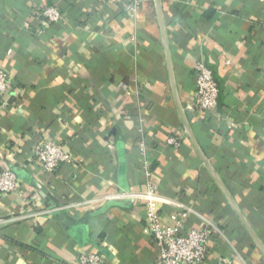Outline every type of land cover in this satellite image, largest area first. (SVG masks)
Instances as JSON below:
<instances>
[{
	"label": "crops",
	"instance_id": "obj_1",
	"mask_svg": "<svg viewBox=\"0 0 264 264\" xmlns=\"http://www.w3.org/2000/svg\"><path fill=\"white\" fill-rule=\"evenodd\" d=\"M46 5L62 20L36 14ZM161 5L182 105L196 61L219 87L212 114L190 112L195 139L264 244V0ZM0 68L14 88L0 98V168L40 198L28 207L0 195V264H69L86 251L106 264H158L140 196L145 164L165 220L188 207L186 226L211 229L200 264H264L184 131L154 0H0ZM44 136L74 161L44 173L34 154ZM124 192L132 197H106Z\"/></svg>",
	"mask_w": 264,
	"mask_h": 264
},
{
	"label": "built area",
	"instance_id": "obj_2",
	"mask_svg": "<svg viewBox=\"0 0 264 264\" xmlns=\"http://www.w3.org/2000/svg\"><path fill=\"white\" fill-rule=\"evenodd\" d=\"M127 11L134 10L133 4H128ZM37 15L48 23H57L62 20L63 15L56 5H46L36 12ZM195 76V90L190 101L184 107L190 112H198L207 117L216 109L219 87L212 70L201 61L193 65ZM126 89V84H120ZM14 92L13 81L6 69L0 68V98H6ZM182 143L180 138L169 137L167 144L178 148ZM140 154L146 153V146L143 141L138 145ZM35 159L39 167L46 174H51L61 163L74 161L71 153L64 150L63 146L53 138L42 137L34 150ZM143 174L148 179L147 189L141 198L144 200L145 228L150 234L151 240L158 247V264H200L208 255V244L212 235L211 229L194 228L186 226V219L190 214L188 207L171 213L165 220L160 212V204L164 201L156 192V184L151 179L153 172L145 164ZM0 195H17L19 203L23 206L32 207L40 199L38 196H24L21 192V185L14 170L8 166L0 168ZM131 196L128 193L106 195V197ZM136 197V196H135ZM43 209L47 213L53 210ZM106 258L99 252H81L69 264H106Z\"/></svg>",
	"mask_w": 264,
	"mask_h": 264
},
{
	"label": "water",
	"instance_id": "obj_3",
	"mask_svg": "<svg viewBox=\"0 0 264 264\" xmlns=\"http://www.w3.org/2000/svg\"><path fill=\"white\" fill-rule=\"evenodd\" d=\"M155 8H156V13H157V18L159 22V28L161 32V39H162V46H163V51L165 55V61H166V67H167V72H168V77H169V83L172 91V96L174 99L175 106L177 108L180 120L182 122L184 131L193 146L196 154L204 164L205 168L209 172L210 176L214 180V182L217 184L219 190L222 192L224 197L226 198L228 204L234 211L235 215L241 222V224L244 226L246 229L247 233L251 237L252 241L258 248V250L261 252V254L264 257V244L260 237L257 235L256 231L242 212L241 208L238 206L236 201L234 200L233 196L231 195L230 191L227 189L226 185L222 181V179L219 177L217 174L216 170L214 169L213 165L211 162L208 160V158L205 156L203 153L202 149L200 148L199 144L197 143L195 136L193 134L192 128L190 126V111L186 110L182 103L180 102L177 88H176V83H175V78H174V73H173V67H172V61L170 57V50H169V44H168V38L165 30V24H164V18H163V11H162V5H161V0H154Z\"/></svg>",
	"mask_w": 264,
	"mask_h": 264
}]
</instances>
